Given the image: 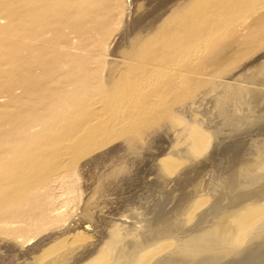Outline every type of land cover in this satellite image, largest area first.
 <instances>
[{
	"label": "bare ground",
	"instance_id": "obj_1",
	"mask_svg": "<svg viewBox=\"0 0 264 264\" xmlns=\"http://www.w3.org/2000/svg\"><path fill=\"white\" fill-rule=\"evenodd\" d=\"M147 1L149 7L136 18L138 28L131 32L125 25L130 37L112 53L130 17L119 10L128 0H0V79L10 81L0 89L10 99L8 105L0 106V242L31 241L72 223L70 206L81 201L79 165L93 152L120 142L127 152L138 153L155 136L174 131L175 151L161 161V168L172 177L186 160L196 162L210 154L213 134L198 117L206 102L220 107L235 94L264 95L254 82L255 87L237 83L241 75L234 74L248 55L264 51V0H170L168 6L165 0H154V5ZM115 10L120 11L117 16ZM116 17L124 18L123 22ZM93 24L96 29L90 27ZM90 35L92 42L87 44ZM80 41L83 46L77 47ZM61 52L78 62L60 63ZM77 53L81 57L73 55ZM49 84L53 88L48 89ZM18 91L21 95L15 96ZM55 95L62 105L56 107L53 121L36 118L34 112ZM9 108L17 111L8 115ZM252 143L249 154L240 151V156L237 153L228 162L225 183L218 185L224 187L221 194L215 193L218 187L208 178L195 182L176 202L174 212L163 209L147 222L145 233L115 224L101 248L75 257L79 250L72 247L74 243L85 244L81 246L84 251L95 245L86 229L73 236L71 245L58 241L49 246L48 254L59 252L44 264H184L191 256L201 260L200 251L192 247L189 253L182 252L186 246L179 243L185 234L204 225V239L217 244L206 255L208 259L220 264L247 245L236 254L247 253L252 258L245 262L257 264L260 260L253 256L264 253L260 235L264 231V140ZM125 169L119 162L106 177L110 180ZM234 187L243 201L255 203L242 201L241 210L239 204L240 208L232 206L240 212L230 211L208 227L215 207H208V199L217 198L218 205L227 202L228 191ZM57 188L68 196L62 207ZM102 188L96 194L101 195ZM200 192L208 193L199 196ZM92 205L90 200L82 205L86 220L93 215ZM188 242L183 243L192 246Z\"/></svg>",
	"mask_w": 264,
	"mask_h": 264
},
{
	"label": "rangeland",
	"instance_id": "obj_2",
	"mask_svg": "<svg viewBox=\"0 0 264 264\" xmlns=\"http://www.w3.org/2000/svg\"><path fill=\"white\" fill-rule=\"evenodd\" d=\"M142 1H144V2H142ZM146 1L147 0H128L125 7L119 8L120 11H123V9H124L130 15L129 20L126 22L127 24L125 23L122 26V29L123 28L125 29V25L127 26V28L133 27L132 29L130 28L131 32L135 31L138 28V25H137L138 24V21H137L138 16H140L144 12V10L147 7H149L147 5L145 6ZM148 1H150L149 3L152 5H154V3H155L154 0H152V1L148 0ZM159 1H162V0H158V2ZM165 1H167V2H165V4L168 6L170 3V0H165ZM120 11L115 10L113 12V14L117 16V14L120 13ZM116 18H117V21L120 23H122L124 20V18H121V17H119V18L116 17ZM135 21L137 22V24H135L136 23ZM5 23L6 22L3 21V23L1 25L3 26ZM95 26L96 25L93 24L90 27L92 29H96ZM122 29H121L120 35L118 36L119 38H118L116 44L113 46V49L111 50V52L113 51L112 53H114L115 50L118 47H120L124 42H126V40H128L130 37V35L127 34L124 29L123 30ZM75 40H77V39H75ZM86 40L88 42L87 44H90L92 42V35H90L88 37V39H86ZM80 42L77 43L79 45L76 44L77 47L78 46L80 47V45L82 44V41H80ZM76 45H75V47H76ZM82 46H83V44H82ZM248 47H252V45L250 46L248 44ZM69 55L70 54H68L67 52H64V53L61 52L60 56H64V57H61L62 60L60 61V63H62L64 60H69L68 62L75 61L74 63L78 62L77 58H74V56H73V58H71ZM73 55H76L77 57H79V56L81 57L82 54L77 53V54H73ZM239 64L241 65V68H237L234 71V74L237 73L238 76L241 75V77L239 76L240 78H238L237 83H239V84L241 83L242 85L248 86V87H255V85L257 84L256 85L257 88L264 89V85L262 86V84H261L262 82H264L263 81L264 80V74H263L264 73V51L262 50V51L253 52L252 55L251 54L248 55V57L246 59H244L243 62H240ZM9 82H10L9 80L0 79V89L5 88ZM250 82H252V83H250ZM253 82L255 83V85H253L254 84ZM53 86H54L53 84H49V86L47 85V88L50 89V88H53ZM39 87L41 88V86H39ZM76 89H77V87L73 86V90H76ZM69 90H71V87L69 88ZM0 95H2V94H0ZM20 95H21V92L18 91V93L16 92L15 96H20ZM257 95L256 94H250V93L246 96H241V97L236 95V94L232 95L229 97L230 99L229 98L226 99L223 106H220L221 108L219 106H218L219 108L216 106L218 109L212 103L206 102L205 103L206 107L204 108V112L203 111L199 112L198 117H199V120H201V123L205 127V129H207V130L209 129L208 131L211 134H213L212 136H213L214 140H213L211 148L209 149L210 154L208 155V158L202 159L200 161L197 160L195 162V161L186 160L185 163L183 165H181V167L178 171L179 173L177 172V175L176 174L172 175V177L170 175L167 176L168 174H166V172H164L165 170H163L161 168L162 167L161 161L165 157H167L172 152V150L175 148V146H174L175 145L174 144L175 139L173 137L174 133H175L174 131H173L174 133L173 132L169 133L170 135H168V136L166 134L164 135L162 133L155 136V138L152 139L151 144L148 146L145 145L140 150V152H138V153L127 152L126 150H124V148H122V145H120L121 144L120 142H118V143L116 142L115 144L114 143L109 144V145L101 148V150L99 149V150L93 152L92 154L86 156L84 158V161H82V163H80L79 169H78L79 184L77 187V190H78L77 193L79 194L81 201L76 203L77 205L72 204L70 206L71 207L70 211L72 214L70 219H71L72 223L71 222L67 223L66 227L64 226L60 229L58 227H55L54 229H50L49 231L45 232L44 234L35 237L31 241H23V243L22 242H20V243H8V242L1 241L0 242V264H31L33 262H35L37 264L47 263L48 261L53 259L52 257H54L55 253L59 252V251H56V252L52 253V255L48 254L50 252V249L54 245H56L54 243L58 244V241H59L60 243L61 242H67V243H70V245H71V243L74 241V238H75L73 236H75L79 232L80 233L83 232V230H86V229H89V231L88 230L87 231L90 232V235L93 236V238H94L92 240L95 241V245L90 247L91 250L89 248H86L87 250H90L89 253H88V251H86V249L84 251L83 248H81V246L85 245V244L83 245L82 242H79L80 244L78 242H77V244L73 242L74 244L72 243L73 244L72 247L76 245V248L79 250L78 252L80 254L84 251L81 255L79 253L76 254L75 257L81 258L82 255L85 256L86 252H87V256H88V254L90 255L91 252L93 253V251L95 252L96 249H99L102 247V245H103L102 243H104V240H107L106 237L109 235L108 231L110 230V228L112 226H115V224L116 225H123V227L127 226V227H129L128 230L129 229L132 230V229L136 228L140 232L145 233L146 227L148 225L147 222L149 220H152V217L158 215L157 214L158 211L160 212V211H163V209H165L166 211H170V212L173 211L174 212V210H175L174 208L176 207L178 200L180 199V197L182 196V194L184 192L190 190V186L193 188V186H192L193 183H195V182L196 183H203L206 180V178H208L210 183L214 184V187L216 185V187L219 188L218 185H220V184L223 185L222 183H225L224 182L225 180H223V177L226 178V172H227L226 168H228V165H229L228 162L230 161V159H232V157L235 158V156L237 157V155L240 156L241 153L246 154L248 152V154H249V152L251 151V148L249 146H251L253 144L252 142H258V141H261L262 139L264 140V95L263 96L259 95V94H257ZM56 96L57 95L51 97V99L46 100L44 102L43 109H39V110L37 109V111L34 112V115L36 118L46 119V121L47 120L53 121L52 119L55 118V116H56L55 113L57 112L56 107H59L60 105H62V103H59V105L57 104L59 97L58 96L56 97ZM235 97H237V98H235ZM244 97L246 99H244ZM0 98H1L0 106H6L9 104V102H10L9 97H7L6 95H2V96H0ZM230 100H231V102H230ZM53 103H55V104H53ZM234 106H235V108H237V107L238 108L235 109ZM9 109H8L9 111H7V112H9L8 115L15 114V112L17 111L16 109H13V108L12 109L9 108ZM44 109H45V111H44ZM238 114H240V115H238ZM261 121H263V122H261ZM222 122H224L225 124L227 123L226 126L225 125L223 126L224 123L222 124ZM249 141L251 144H249ZM246 143H248V144H246ZM244 146H245V148H242ZM236 148H238V149H236ZM247 149H248V151H247ZM174 151L172 153H174ZM240 151H241V153H240ZM237 153H239V154H237ZM231 155H233V156H231ZM209 156L210 157L212 156V159H210ZM244 156L245 155H243L242 157H244ZM203 160H205L206 162H204ZM119 162H121L122 164H125V166H126L125 171L123 173H121L119 176L112 177L110 180H109V178L107 179L109 172L111 170H113L115 168V165H117ZM202 162H204L205 165H203L204 163L202 164ZM200 163L202 166H200ZM195 165H198L199 168H196L198 166H195ZM107 172H108V174H107ZM184 174H186V175H184ZM220 177L222 178L221 181H220V179H221ZM102 178H104V179H102ZM101 180H103L102 181L103 183H101ZM213 180H214V182H213ZM180 183H181V185H180ZM100 184L103 187L102 188L103 193H101V195L96 194V192H95V190L101 186ZM190 184H192V185H190ZM261 185H264V184H261ZM186 187H188V188H186ZM258 187H260V186H258ZM192 188H191V190H192ZM215 188H213V189H215ZM218 188L215 189V190H217V191H215V193L218 194V193H220L221 190H222V192L224 191V187L219 188V189ZM182 189H183V191H182ZM236 189L237 188L234 187L230 191H228V193L230 195L229 199L227 200V202L225 201L223 203H219L220 205H218L217 198L216 199L209 198L212 200L208 199L207 203L210 205L208 207L213 208L215 206L213 208L212 214H211V215H213L212 217H214V218H211V221L208 223V227H212L216 220L218 222V220L220 221L223 218H225V216L228 212H230V211L234 212V213H236L237 211L240 212V210L243 208L242 207V201H243L244 197H242L241 193L239 194L238 192H236ZM218 190H219V192H218ZM55 192H56V195L58 197H60L59 203H58L59 206H61V207L64 206L66 204L65 202L68 199L67 198L68 196L66 194H64V191L61 188L60 189L57 188V190ZM202 193L207 194L208 192H200L199 196L203 195ZM235 199H236V201H235ZM237 199H238V201H237ZM89 200L91 203H93V205H92V210H93L92 214L93 215L90 216L91 217L90 219L86 220L83 217L84 213H83V208H82L83 206L82 205L85 203V201L89 202ZM214 200L216 203L214 202ZM249 200L251 201L250 203H249ZM249 200L248 199L244 200L243 203H246L245 201H247V203L249 205L251 203H253V204L255 203L251 199H249ZM209 201L211 202L212 205L210 204ZM212 201H213V203H212ZM207 203H206V205H207ZM247 203L245 205H247ZM80 204H81V206H79ZM238 204L241 206V208ZM206 205H205L204 209L208 208ZM232 206H234V207L237 206L236 208H240V210L237 209V210L233 211ZM153 213L155 215H153ZM82 214H83V216H82ZM236 214H238V212ZM219 215H220V217H218ZM73 218L75 221L73 220ZM196 221H194L193 223L195 224ZM140 222L142 224H139ZM193 223H191L189 225L190 228L193 226ZM205 226L206 225L198 227V229L195 228V232L197 231V233H198V230H199L200 234L199 233L197 234L194 232V230H192V233L184 235L185 238L184 237L180 238V240L183 239L179 243L180 247H182L184 245L183 247L186 246V248H187V249L185 248V250H183L184 248L183 249L180 248L181 251L186 252V250H187V252L189 253V250L192 249V247H194L192 249V251H195L196 249H197L196 251H200L199 252L201 255L200 258L202 260V262H201V260H199V257L191 256L192 258L189 257V260L187 258L186 261L184 262V264H193V263L197 264L198 262H199L198 264H200V262H201V264H204L203 259H205V260L208 259V256H206V255L211 254L214 251L212 249H215L214 247L217 246L216 243H212V245L208 244V242L210 243V241H208L207 237L204 239L205 235L203 233H205V229H204V228H206ZM87 227H89V228H87ZM189 230H191V229H189ZM200 230L202 231V233L200 232ZM193 234L195 236H193ZM262 234L264 235V231L260 235H262ZM187 235H189L188 239H190L192 236L195 237L196 239L192 238V239L188 240L186 238ZM196 235H198V236H196ZM199 235L202 238H200ZM263 235H262V237L264 239ZM262 237H261V239H262ZM193 239H195V240H193ZM261 239L258 241V243H260ZM263 239H262V244H264ZM184 241H185V243L188 241H191L192 246H189L190 245L189 244L188 245L189 247H188L186 245L187 243L186 244L183 243ZM195 241H196V244H194ZM248 242L249 241H247L246 244ZM96 243H98L99 245ZM188 243H190V242H188ZM255 243H257V242H255ZM193 244H194V246H193ZM207 244H208V246H207ZM215 244H216V246H215ZM246 246H245V248H246ZM243 248L244 247L242 246L241 248H239V250H236V252L241 253L245 249V248L244 249ZM64 249H65V247L62 250H64ZM62 250H60V251H62ZM192 251H190V252H192ZM236 252L231 253V255L235 254L237 256V259H234V258H236L235 255L230 256L228 254L227 257L229 258V256H230L229 260H231V261H229L228 258L225 257L226 261L223 260L221 263L225 262V264H233V261H236V262H234V264H239V263L245 264L246 263L245 261H247L248 257L250 258V260L252 258V256L251 255L248 256L247 253L243 252L244 255L243 254L238 255V254H236ZM245 254H247V257ZM262 254L258 253V254L253 256V258H257V261L260 260L259 262H257V264H264V253H262ZM258 255H260V256L262 255V256L259 257ZM198 256H199V254H198ZM243 256H245L246 259H245V257L243 258ZM38 257H40V258H38ZM196 258H198V259L196 260ZM239 258H241V259H239ZM195 260L197 261V263H195L196 262ZM205 260H204V262L206 264H209V262L210 263L213 262V264H218L216 262V260L213 261V260L208 259V262H206L207 260L206 261ZM238 260H239V262H237ZM227 261H229V262L227 263ZM230 262H232V263H230ZM242 262H244V263H242ZM246 264H248V263H246Z\"/></svg>",
	"mask_w": 264,
	"mask_h": 264
}]
</instances>
